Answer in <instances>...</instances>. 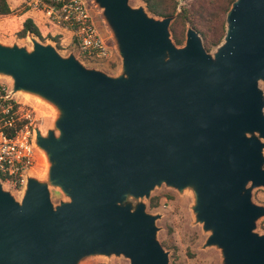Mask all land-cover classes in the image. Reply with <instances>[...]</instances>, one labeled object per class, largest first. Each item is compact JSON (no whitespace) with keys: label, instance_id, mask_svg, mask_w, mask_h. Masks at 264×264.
<instances>
[{"label":"water","instance_id":"obj_1","mask_svg":"<svg viewBox=\"0 0 264 264\" xmlns=\"http://www.w3.org/2000/svg\"><path fill=\"white\" fill-rule=\"evenodd\" d=\"M122 58L112 75L30 35L32 48L0 41V74L13 92L58 106L60 131L35 143L52 161L48 182L28 175L21 202L0 181V264H78L90 254L129 264H170L156 217L127 194L150 197L166 183L192 187L194 211L223 264H264V0H235L214 52L188 27L178 46L174 17L130 0H94ZM70 197L55 206L50 186Z\"/></svg>","mask_w":264,"mask_h":264},{"label":"rangeland","instance_id":"obj_2","mask_svg":"<svg viewBox=\"0 0 264 264\" xmlns=\"http://www.w3.org/2000/svg\"><path fill=\"white\" fill-rule=\"evenodd\" d=\"M13 9V13L7 15L9 21L7 26L0 28V41L5 44L17 42L20 45H28L32 48L30 35L25 38L17 36V32L22 28L20 26V15L27 14L28 10L41 11L44 16L48 17L47 1L46 0H8ZM88 8L93 16V19L100 30V33L107 44L111 47L112 56L109 59H94L87 56L81 50L78 42L74 43L73 48H59L56 41L52 40L51 32L43 35L45 39H40L42 43H52L58 51L68 56L71 53L75 54L87 67H95L106 71L109 74L117 75L121 71L122 58L118 52V48L114 39V35L110 26L103 14V9L94 0H85ZM133 7H146V3L142 0H130ZM147 9V7H146ZM148 10V9H147ZM150 16H155L148 11ZM37 16V14H33ZM0 16V18H4ZM37 18V17H36ZM38 19V18H37ZM53 24V23H52ZM44 31H48L43 26ZM182 29V27H180ZM187 37V36H186ZM174 40V39H173ZM186 42V39H185ZM178 45L183 46L185 45ZM216 48L211 52H214ZM13 78L9 75L0 74V86L6 89L9 100H13L17 107L15 116L18 121H26L31 129L39 128L43 135H48L50 131H54L56 135L60 134L56 126V121L59 119L61 112L58 106L41 96L29 92H13ZM260 87L264 91V81H260ZM27 113L30 115L29 120H26ZM38 164L36 170L32 173L34 177L43 182H48L49 173L52 166L47 152L37 147ZM264 153V149H263ZM50 186L51 199L55 206L61 201H68L70 197L58 186ZM3 187L10 191L17 201L21 202L24 196V191L19 186L4 184ZM192 187H186L183 190L170 187L166 183L157 185L151 191L150 197H135L127 194L125 204H130L133 209L138 204H145L146 212L156 217L155 225L157 228V238L169 252L170 264H223L221 250L215 245H208L207 241L211 231L205 230L203 223L198 221L194 211L195 193ZM157 197L159 205L151 207V199ZM253 201L264 206V187L253 189ZM256 231L264 234V216L258 219ZM130 260L124 255L116 254H90L83 257L78 264H129Z\"/></svg>","mask_w":264,"mask_h":264},{"label":"built area","instance_id":"obj_3","mask_svg":"<svg viewBox=\"0 0 264 264\" xmlns=\"http://www.w3.org/2000/svg\"><path fill=\"white\" fill-rule=\"evenodd\" d=\"M51 1L55 3L47 2L45 12L49 15L51 23L71 29L81 50L87 56L94 59L111 58V47L102 37L85 0ZM5 91L4 86H0V105L5 113L10 114L5 128L0 129V181L19 186L23 190L28 175L36 170L38 164L36 133L30 128L29 123H26L28 121L19 128L14 125V121L17 120L14 105L3 104L4 100L9 98ZM25 118L29 120L30 115L27 113Z\"/></svg>","mask_w":264,"mask_h":264},{"label":"trees","instance_id":"obj_4","mask_svg":"<svg viewBox=\"0 0 264 264\" xmlns=\"http://www.w3.org/2000/svg\"><path fill=\"white\" fill-rule=\"evenodd\" d=\"M146 3L147 9L154 15L159 17H174L170 25L172 37L176 44L182 45L187 36L188 27L196 29L203 40V46L208 51H212L220 45L227 32V13L235 0H142ZM48 3L54 4V1L47 0ZM13 9L8 0H0V16L10 15ZM182 27V29H180ZM28 35L37 36L45 39L38 25L32 18H27L23 22V27L17 32V36L25 38ZM56 41L57 46L61 47L58 36L52 37ZM77 39L74 38V43ZM78 42V41H77ZM5 94V93H4ZM3 94V95H4ZM13 100H4L3 104L12 103L14 110L17 105ZM13 110H10L12 112ZM10 114L4 112L0 105V129L5 128L6 121ZM24 122L15 120L14 125L19 128ZM13 132V128H11ZM159 205L157 197L151 199L150 206Z\"/></svg>","mask_w":264,"mask_h":264},{"label":"crops","instance_id":"obj_5","mask_svg":"<svg viewBox=\"0 0 264 264\" xmlns=\"http://www.w3.org/2000/svg\"><path fill=\"white\" fill-rule=\"evenodd\" d=\"M40 12L41 11L28 10L26 12L27 14H25V12H24V14H21L20 15V26H19V28L23 27V22L27 18H32L33 21H35V23L40 28L43 35L47 34L48 32H51L52 35L57 34V36L60 39V44L63 48H65V49L68 47L73 48L74 47V38H75L73 31L71 29H68L67 27H64V26L49 23L48 17L46 15L44 16ZM34 13L37 14V16L33 15ZM7 21H9V19L5 16H4V18H0V28L1 27L5 28L7 26ZM43 26H45L48 31H44Z\"/></svg>","mask_w":264,"mask_h":264}]
</instances>
